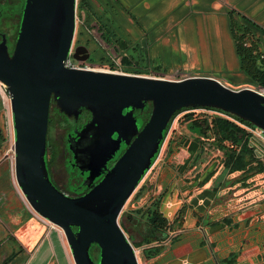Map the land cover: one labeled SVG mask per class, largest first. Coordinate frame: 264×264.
Instances as JSON below:
<instances>
[{
  "label": "water",
  "instance_id": "water-1",
  "mask_svg": "<svg viewBox=\"0 0 264 264\" xmlns=\"http://www.w3.org/2000/svg\"><path fill=\"white\" fill-rule=\"evenodd\" d=\"M77 3L25 0L13 51L6 34L0 42V82L10 94L15 131V178L31 207L64 231L75 264H139L119 217L158 159L174 115L185 108H218L264 130V95L249 87L232 88L211 76L174 80L69 68L65 61L75 45ZM88 51L84 45L75 46L73 57L87 60ZM53 100L75 120L85 110L91 113L69 136V146L75 158L87 164L90 180L123 144L127 146L81 196H69L50 176ZM148 103L152 111L144 123L136 111Z\"/></svg>",
  "mask_w": 264,
  "mask_h": 264
},
{
  "label": "crops",
  "instance_id": "crops-1",
  "mask_svg": "<svg viewBox=\"0 0 264 264\" xmlns=\"http://www.w3.org/2000/svg\"><path fill=\"white\" fill-rule=\"evenodd\" d=\"M86 1L89 24H104L114 38L118 36L112 29L113 12L126 13L128 19H123L135 40L130 41L127 34L120 39L127 44L135 42L128 51L133 49L132 53L143 63L152 64L149 67L156 73L173 72L180 78L211 76L235 89L255 86L242 70L235 27L248 31L252 39L264 46V0ZM191 112L194 114L189 115ZM216 116L187 110L171 124L166 148L163 150L164 142L154 164L158 179L150 182V186L154 185L152 200H160V211L170 228L167 238L161 240L160 252L147 259L146 264H205L209 259L205 250L189 247L185 242L173 244L184 227H200L208 197L216 194L221 176L229 174L222 162L224 153L204 123L211 125ZM2 148L1 142L0 151ZM173 151L176 158L168 157ZM213 151L223 153L222 169L206 181L211 175L205 173L207 159ZM1 154L0 264H75L64 231L27 203L15 178L14 162L9 163ZM223 219L231 218L226 215ZM178 221L185 226L172 231L171 225Z\"/></svg>",
  "mask_w": 264,
  "mask_h": 264
},
{
  "label": "rangeland",
  "instance_id": "rangeland-1",
  "mask_svg": "<svg viewBox=\"0 0 264 264\" xmlns=\"http://www.w3.org/2000/svg\"><path fill=\"white\" fill-rule=\"evenodd\" d=\"M8 1L17 2L15 4H9L7 2L0 3V10L4 11L3 20L0 22V29L8 33L10 37L12 36L13 39L16 31L18 32L19 30L25 0ZM79 1L80 0H78V3ZM80 13L81 14L78 15L79 20H77L75 44L79 39V45L82 44L88 48L91 57L87 61L92 67L104 68L106 62L109 61L108 57L110 54L112 56L120 57V59H122L124 52L125 55L132 54L133 49L130 52L128 51V47H134L135 42L132 44L125 43L127 47L121 49V52L119 53L115 41L112 43L106 42L99 33H96L97 28L94 27V25L89 24V20H87L86 23V12ZM123 18L128 19L126 13H123L122 15L120 12H113L112 29L119 39L122 35L127 34L130 41H133L135 40V36L130 34ZM91 25L92 28H90ZM79 31L82 32L81 35H78ZM94 33H96L99 41L94 37ZM118 38L116 37L114 40ZM100 41L104 46L100 44ZM262 48L264 52L263 45ZM133 58L136 63L135 66H132L133 69H138L141 73H148L147 75H150L149 72H152V75L158 74L154 69L150 68L152 64L150 65L149 62L143 63L144 60L136 55ZM163 72L164 73H161V75L169 77L170 79H180L181 77L173 72ZM51 119L52 124L49 126V143L52 147V167L56 180L64 186L67 179L65 164V159L68 157L67 136L71 127L74 125V121L70 118H66L56 105L52 106ZM0 129L3 133L4 139V141L0 140V143H3V148L0 153H2L1 155H5L4 157L9 163L13 164L15 141L13 114L10 94L7 91V87L1 82ZM253 146H255L257 154L264 159V144L257 136H254L253 138ZM164 148H166V142L163 150ZM173 155L174 157L176 156L175 151H173L172 155L168 157L172 158ZM222 155V152L213 151L210 153V156H208L205 168V171L207 170V172L205 173L210 172L211 177L207 181H211L215 175L221 171ZM155 166L156 165L153 166L146 177L140 182L132 196L127 200L119 217L120 225L127 233L131 242L136 246H138L137 242L143 240V237L138 234L134 227L129 223L126 213H135L134 209L139 206V204L133 202L138 189L144 185V183L150 184V182L158 179V171H156ZM223 176L225 175L223 174ZM223 176H221L219 180L221 182L215 189L216 194H210L211 196L208 197L207 201L209 202L206 204L207 211H203L204 220L203 222L202 220L199 222L201 223L199 228L184 227L185 223H180L179 221L171 225L172 231L184 227V232L174 240L173 246L185 242L189 247L207 251L209 259H205V261L208 259L205 264H264V175L257 174L248 180H243L240 173L228 174V176L225 177ZM225 186L226 188H224ZM23 197L25 196L23 195ZM226 215L231 218L229 221L223 219ZM146 245L148 244L144 243L140 247H135L139 264H146L147 259L150 258L145 253ZM98 254V249H94L93 255L97 257Z\"/></svg>",
  "mask_w": 264,
  "mask_h": 264
},
{
  "label": "trees",
  "instance_id": "trees-1",
  "mask_svg": "<svg viewBox=\"0 0 264 264\" xmlns=\"http://www.w3.org/2000/svg\"><path fill=\"white\" fill-rule=\"evenodd\" d=\"M80 12H86L85 21L89 19L90 9L87 7L86 0H80L78 3V15ZM81 27V26H80ZM94 27L97 28V32L102 36L106 42L112 43L115 41L118 52H121V49L126 48V44L121 39L114 40V36L105 29V25H99ZM82 32L79 31L78 35H81ZM95 35V34H94ZM235 39L237 44V52L241 60L242 70L251 78V80L260 87H264V52L260 42L252 39L248 34V31H242L241 27H235ZM79 39L76 41V44H79ZM137 55L135 52L130 55H125V52L122 56L121 62L127 69H133L132 66H135L134 56ZM107 60V59H106ZM159 75V74H156ZM8 91V89H7ZM54 103L52 102L51 109ZM58 107V106H57ZM59 108V107H58ZM211 110L220 111L225 113L228 117L216 116L212 119L211 125L204 121L207 126V129L210 128L212 133L215 135L217 140V148L222 150L224 153L223 164L225 169L229 174L240 173L243 180H248L257 174L264 175V159H262L256 152L255 146L251 144L253 134L249 133L248 130L243 126H249L255 128L253 123L248 120L242 119L241 117L234 115L229 112H225L218 108H207ZM193 110V108H185L182 111L177 112L173 119L171 120L168 131L171 127L173 120L181 112ZM152 111V103H148L147 107L144 110H137L136 113L141 117L144 123L149 119ZM193 115L194 113H188ZM90 115L89 111H84L81 115L82 119H87ZM187 115V114H186ZM52 124V119L50 116V125ZM243 124V125H242ZM165 136V138H166ZM0 140H3V133L0 129ZM211 175L206 179L209 180ZM143 187H140L134 196V200L137 201L142 196ZM150 207L147 208V213L149 214V220L153 227L156 229V232L167 235V231L170 228L167 219L163 216L160 211V200L156 199L153 201ZM184 212V211H182ZM75 229H77L75 227ZM167 236L163 238H151L143 239L140 242H137L138 246L134 243V247H140L144 243L150 244L156 240H164ZM162 246H151L145 248V253L147 256L151 257L155 253L160 252ZM97 248V246H93Z\"/></svg>",
  "mask_w": 264,
  "mask_h": 264
},
{
  "label": "flooded vegetation",
  "instance_id": "flooded-vegetation-1",
  "mask_svg": "<svg viewBox=\"0 0 264 264\" xmlns=\"http://www.w3.org/2000/svg\"><path fill=\"white\" fill-rule=\"evenodd\" d=\"M5 2H7L9 4H15L17 1H15V2L14 1H8V0L0 1V3H5ZM3 12L4 11L0 10V22H2V20H3ZM96 33H98V32H96ZM3 34H6L10 50L13 51V49L15 47V42L17 39L18 32L16 31V33L12 39V36L10 37L8 33L3 31L2 29H0V42L3 39ZM78 45L79 44H76V46H78ZM88 52H89V58L87 60H89L91 57L90 51H88ZM53 103H54V105L57 106V104L54 100H53ZM62 114L65 115L64 113H62ZM65 117L70 118L71 120L74 121V125L71 127L69 134L67 136L68 157L65 159L66 170H67L66 171L67 179L65 181V185L64 186L61 185L56 180V178L54 176L53 167H52V147L50 146V143H49V133H48L49 172H50V176H51L52 181L60 190H62L63 192H65L69 196L76 197V196H81V195L85 194L94 185H96L104 177L105 173L113 167V165L116 163L118 158L126 150L127 146L123 144L121 146V148L118 150L117 154L114 156V158H112L108 162V165L104 166L102 168L101 173L96 178L90 180L88 178V176L90 174V170H85L84 168H86L87 164L79 162L75 158V153L71 150V148L69 146V136L71 134H73L75 129H78V130L81 129V127L91 118V113L87 119H82V117H80L78 120H75V118L68 117L67 115H65ZM87 163L89 164V162H87ZM141 187H143L142 196L137 201L133 200V202L135 204H139V206H137L134 209L135 213H129V212L126 213L127 219L129 221V223L132 225V227H134L136 232L143 237V239L163 238L164 236H166L165 235L166 231L163 234L156 232V229L153 227V225L151 224V222L149 220V214L147 213V208L150 207V205L152 203H154L153 201H155L154 199L152 200V197H153L152 191L154 189V185L150 186V184L144 183V185H142ZM224 188H226V187H224ZM225 221H229V219H226ZM161 242L162 241H160V240H156L150 244H153L154 246H160ZM150 244H148V246H150ZM94 249H98V248H92V251H91L92 255H93Z\"/></svg>",
  "mask_w": 264,
  "mask_h": 264
},
{
  "label": "built area",
  "instance_id": "built-area-1",
  "mask_svg": "<svg viewBox=\"0 0 264 264\" xmlns=\"http://www.w3.org/2000/svg\"><path fill=\"white\" fill-rule=\"evenodd\" d=\"M77 20H79L78 15H77ZM80 22H81V19H80ZM76 33H77V30H76ZM94 34H95L94 37L97 39V41H99L97 36H96V33H94ZM100 44L102 46H104L101 41H100ZM75 46H76V44H75ZM75 46H73L72 51H71L68 59L65 61V65L67 67H69V68L97 69V70H103V71H108V72L117 73V74L143 75V76H152V77H160V78H164V79L165 78L166 79H170L169 77H166V76L161 75V74H159V76H157V75H152V72H149L150 75H147L148 73H141L138 69H127L122 64L120 57L112 56L111 54L109 55V57H108L109 61L106 62V64L104 65V68L92 67V65L87 60H76L73 57V52L75 50ZM146 72H148V71H146ZM184 78H186V77H184ZM180 79H183V78H180ZM180 79H174V80H180ZM249 88H252V89H254V90H256V91H258V92H260V93H262L264 95V87H260V86L255 85V86H252V87H249ZM197 110L200 111L201 113H210V114H213V115H218V116L230 118L225 113H222V112L216 111V110H211V109H207V108L196 109V111ZM243 126L247 130H249L250 132L255 134L262 141V143L264 144V130H262L260 128H257V127L252 128V127H249V126H246V125H243ZM151 246H154V245H150V246L147 245V247H151Z\"/></svg>",
  "mask_w": 264,
  "mask_h": 264
}]
</instances>
